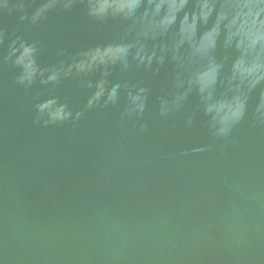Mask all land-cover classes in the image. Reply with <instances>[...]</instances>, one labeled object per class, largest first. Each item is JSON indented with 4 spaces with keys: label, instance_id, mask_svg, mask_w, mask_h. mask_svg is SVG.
Here are the masks:
<instances>
[{
    "label": "water",
    "instance_id": "obj_1",
    "mask_svg": "<svg viewBox=\"0 0 264 264\" xmlns=\"http://www.w3.org/2000/svg\"><path fill=\"white\" fill-rule=\"evenodd\" d=\"M18 16L0 14V27L38 41L41 67L64 59L59 49L119 41L125 27L91 20L83 5L54 9L32 27ZM7 43L0 47V264H264V128L251 108L230 137L216 139L202 113L184 126L195 96L159 117L171 63L156 74L117 65L111 82L149 89L146 131L121 121L123 93L75 125L43 127L33 123L34 97L55 96L74 113L92 90L77 79L17 85L18 69L3 61ZM198 147L206 150L191 151Z\"/></svg>",
    "mask_w": 264,
    "mask_h": 264
},
{
    "label": "clouds",
    "instance_id": "obj_2",
    "mask_svg": "<svg viewBox=\"0 0 264 264\" xmlns=\"http://www.w3.org/2000/svg\"><path fill=\"white\" fill-rule=\"evenodd\" d=\"M76 5H83L95 22H125L119 41L75 53L59 49L56 55L64 59L41 67L36 59L38 41L6 34L0 27V47L8 41L3 61L18 69L17 85L29 89L37 81L56 86L77 79L82 88L92 90L83 110L74 113L55 96L34 97V124L75 125L88 110L117 105L123 93L121 121H133L134 126L140 122L139 130L146 131L149 89L143 82L113 83L108 77L117 65L125 71L130 65L143 66L156 74L171 63L170 86L157 97L162 120L180 112L195 96L196 106L184 119L186 128L202 113L210 135L227 139L250 108L253 123L264 128V0H0V14L19 13V22L32 27L54 9L70 11ZM97 72L99 78L93 80Z\"/></svg>",
    "mask_w": 264,
    "mask_h": 264
}]
</instances>
